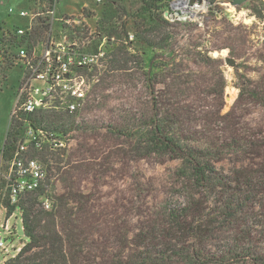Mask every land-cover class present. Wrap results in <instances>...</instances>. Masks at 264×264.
I'll return each mask as SVG.
<instances>
[{
    "label": "rangeland",
    "instance_id": "1",
    "mask_svg": "<svg viewBox=\"0 0 264 264\" xmlns=\"http://www.w3.org/2000/svg\"><path fill=\"white\" fill-rule=\"evenodd\" d=\"M144 1L106 0L89 12L92 30L102 29L107 36L108 58L104 69L95 72L100 81L79 120L60 119L65 124L61 130L71 134L70 147L49 157L54 171L48 194L67 196L74 187L79 193L71 202L75 218L87 206L101 220L103 236L119 228V242L106 244L97 229L95 234L113 251L123 247L126 263L138 251L159 264H195L196 247L220 259L232 234L241 231L251 234L245 242L251 244V253L232 256L228 264H257L254 259L264 255V0H248L232 14L222 5L231 0H208L212 6L199 22L168 20V27H155L147 35L156 43L153 48L135 36ZM172 2L159 5L165 18ZM5 7L0 6L2 12ZM112 28L117 32L110 36ZM98 45L99 39H93L87 49L94 51ZM227 57L237 65L226 64ZM19 74L15 68L0 67V149ZM156 111L170 117L165 127L182 144L240 143L212 159L218 177H226L232 190H240L236 196L244 199L243 206L234 207V218L219 213L228 195L222 188L197 183L181 160L151 152L148 133ZM4 194L0 178V223L10 218L14 233L5 242L28 243L22 211L17 207L8 217ZM167 209H182L193 229L189 223L179 233L167 229ZM2 258L0 253V264ZM220 260L201 257L197 264H223Z\"/></svg>",
    "mask_w": 264,
    "mask_h": 264
},
{
    "label": "built area",
    "instance_id": "2",
    "mask_svg": "<svg viewBox=\"0 0 264 264\" xmlns=\"http://www.w3.org/2000/svg\"><path fill=\"white\" fill-rule=\"evenodd\" d=\"M92 1L101 5L106 0ZM60 3L61 0H31L25 9L9 7L10 22L4 23L1 31L0 67L15 68L20 73L9 125L16 139L11 161L5 160L4 147L0 149V178L5 182L4 198L10 206H18L28 195L48 192L49 168H54L51 160L46 163L43 157L70 147L71 134L61 130L63 121L82 116L94 85L100 81L95 72L104 69L108 58L107 36L102 29L92 30L89 12L94 10L85 4L79 15H68L60 11ZM222 5L230 14L239 8L230 2ZM211 6L208 0H173L166 19L199 22ZM96 38L98 47L89 51L87 45ZM41 202L44 209L52 208L48 196ZM0 228L5 232H0L4 264L27 243L7 245L5 239L14 234L10 218L1 222Z\"/></svg>",
    "mask_w": 264,
    "mask_h": 264
},
{
    "label": "trees",
    "instance_id": "3",
    "mask_svg": "<svg viewBox=\"0 0 264 264\" xmlns=\"http://www.w3.org/2000/svg\"><path fill=\"white\" fill-rule=\"evenodd\" d=\"M171 1L145 0L143 2L144 6L139 10L140 13L137 16V18H142V22L136 23L137 28L135 29V36L140 44L147 47H155L156 43L150 40L147 35L154 33V29H157L155 27L162 29L170 25L165 18L163 6L159 5L167 6ZM142 26L146 28H142ZM115 32H117L115 28H112L110 36L115 34ZM125 35L128 36L127 26ZM151 77L150 71L148 73L150 81ZM176 113L177 110L175 111L174 109L172 114H168L175 118ZM170 121L168 115L161 116L156 111V115H154L150 124L151 131L148 133L149 142L153 147L151 152L162 156L171 155L173 160H181L187 171L188 166L193 171L192 173H194L197 183L204 186L210 184L212 187L222 188L228 195L226 200L220 203L219 213L224 215L226 219L234 218L237 213L234 207L243 206V203H245L244 199L236 196L237 193H239L237 195H240V190H232L226 177H218L212 165V159L218 151L239 147L240 143L235 141L233 144H219L218 142L201 144L198 142L195 146L192 144L195 142L190 143L187 141L186 144H182V141L173 132H169L170 128L166 129L165 125ZM12 130L13 126L11 125L4 143V158L6 161H11L15 152L16 139ZM214 150L216 151L214 152ZM43 158L46 163L50 162L49 158ZM49 170L50 174L53 173L51 167ZM249 186L252 187L251 185ZM68 189L70 193L67 196L63 194L51 197L48 192L42 191L39 194L28 195L18 206L8 205V217L14 214L17 207L21 209L23 230L29 242L23 247L18 256L9 259L4 264H159L157 259L152 258L149 253L138 251L128 256L129 262L126 263L123 247H120V251L116 252L106 245L108 241H120V233L117 231L119 228H113L111 236H103L104 230L101 228L103 227L101 220L95 214L93 215L87 206L75 218L71 202L78 199L79 193L74 187ZM42 196H48L52 199V208L50 210L44 209L40 201ZM79 201L84 202L82 198ZM38 205L42 207L41 210H37ZM182 211V209H178V211L167 209V217L170 219V221H165L169 225L167 229L176 233L186 230V225L189 222L186 216L182 215ZM231 211L235 212L231 213ZM91 216H93L92 220ZM188 228L193 229L192 224L189 223ZM96 229L98 230L97 234L102 235V239L106 241V244L100 240L101 238H96ZM241 233V231H238L232 234V240L222 251L223 257H220L221 260L217 259L215 255L211 259L203 254L200 248H194L192 252L195 264L201 261V257H205L207 261L220 260V263L228 264L232 256L236 259L241 257V254L251 253L247 252L251 250V244H245V242H248L246 239L250 238L251 234L249 232L248 235H241ZM254 261L257 264H264V255L258 256Z\"/></svg>",
    "mask_w": 264,
    "mask_h": 264
},
{
    "label": "crops",
    "instance_id": "4",
    "mask_svg": "<svg viewBox=\"0 0 264 264\" xmlns=\"http://www.w3.org/2000/svg\"><path fill=\"white\" fill-rule=\"evenodd\" d=\"M5 3H6V7H5L6 9L4 10V12H2L0 9V15L2 14L5 15V17L2 16L3 22L0 23V31H2L4 23L10 22V19L7 14L8 8L13 7L17 10L25 9L31 5L30 4L31 0H0V6L1 5L4 6ZM85 4H88V6L94 10L93 6L95 4L93 3L92 0H61L60 11L68 15H79ZM13 106H14V103L12 101L11 106H10V113H12Z\"/></svg>",
    "mask_w": 264,
    "mask_h": 264
},
{
    "label": "water",
    "instance_id": "5",
    "mask_svg": "<svg viewBox=\"0 0 264 264\" xmlns=\"http://www.w3.org/2000/svg\"><path fill=\"white\" fill-rule=\"evenodd\" d=\"M194 1V0H193ZM248 0H231V4L236 6V7H242L244 4L247 3ZM226 64L229 66L235 67L237 65V62L234 58H225Z\"/></svg>",
    "mask_w": 264,
    "mask_h": 264
},
{
    "label": "bare ground",
    "instance_id": "6",
    "mask_svg": "<svg viewBox=\"0 0 264 264\" xmlns=\"http://www.w3.org/2000/svg\"><path fill=\"white\" fill-rule=\"evenodd\" d=\"M228 6H230V5H228Z\"/></svg>",
    "mask_w": 264,
    "mask_h": 264
}]
</instances>
